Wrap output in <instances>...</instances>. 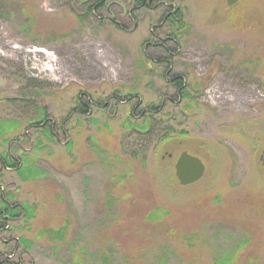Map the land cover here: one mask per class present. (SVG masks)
<instances>
[{
	"label": "rangeland",
	"instance_id": "obj_1",
	"mask_svg": "<svg viewBox=\"0 0 264 264\" xmlns=\"http://www.w3.org/2000/svg\"><path fill=\"white\" fill-rule=\"evenodd\" d=\"M94 1L0 0V119L17 121L0 152L27 153L38 174L0 162V197L35 208L0 230V259L213 264L245 238L233 264H264V0H171L188 21L173 39L159 9ZM150 103L154 130L131 132L130 108ZM43 112L55 140L29 124ZM182 150L205 164L188 184L175 175ZM153 204L171 208L154 225ZM64 222L60 239L40 232Z\"/></svg>",
	"mask_w": 264,
	"mask_h": 264
},
{
	"label": "trees",
	"instance_id": "obj_2",
	"mask_svg": "<svg viewBox=\"0 0 264 264\" xmlns=\"http://www.w3.org/2000/svg\"><path fill=\"white\" fill-rule=\"evenodd\" d=\"M134 3L131 9L140 8V7H148L155 8L161 11V16L159 23H168L171 27L169 38L173 39V36L176 35L179 31H182L187 25L188 21L184 18V8L183 3H172L171 0H168L165 4L163 0H132ZM153 2V3H152ZM94 4L97 6L101 5L99 0H95ZM173 35V36H172ZM184 76L179 74H173L169 77V82L172 83L176 87V93L179 97L185 98L187 96V92L184 87ZM86 95V93H78L76 98V106L72 108H79L78 115L86 114L90 110V100L82 96ZM97 104L96 101L93 102ZM154 103L148 104L146 107H143L139 110L138 116L134 113L135 106L131 107L126 118V124L129 130L133 133L145 134L148 132H152L154 130L153 125V113L158 111L157 107L155 109H150ZM48 118L45 116V113H41L34 120H30L29 124L34 127H38L41 138H46V140H55L54 132L52 129V123L47 120ZM79 120V119H77ZM8 123L13 124L15 127L17 126V121L15 120H3L0 119V139L3 138L4 142L8 141V137H4L12 128L8 126ZM171 130L167 128L162 134L161 139L166 140L170 137ZM41 138H38V142L41 141ZM160 139V137H159ZM160 139V140H161ZM67 147L71 144L67 143ZM24 153V152H23ZM23 158L14 156L11 151L8 149L0 152V162L2 168H10L14 169L21 179H28L37 176L36 169L28 164L30 159L28 158L27 153L23 154ZM144 159V154L142 155V160ZM7 197H15V195L8 194ZM35 208L33 204H29L27 200H19V201H8L4 197H0V230L5 229L6 224L11 219H16L22 217L24 220H29L34 216ZM171 214V208L168 206L153 204L151 205L143 215V221L149 224H156L160 220H164ZM66 230L65 222L59 225L57 228H42L41 233H48L55 239H60L64 236ZM185 240L190 241L187 235H183ZM29 244V240L27 239ZM248 243V239L240 241L232 250H225L221 255L213 257V264H233L234 260H236L237 255L241 252L242 249L246 247ZM191 245V243H189ZM101 263L103 264H121L120 262L110 260L109 252H103L101 257ZM0 264H14L9 259H0Z\"/></svg>",
	"mask_w": 264,
	"mask_h": 264
},
{
	"label": "water",
	"instance_id": "obj_3",
	"mask_svg": "<svg viewBox=\"0 0 264 264\" xmlns=\"http://www.w3.org/2000/svg\"><path fill=\"white\" fill-rule=\"evenodd\" d=\"M228 4H233L238 0H226ZM264 166V154L262 156ZM175 175L181 184H188L199 179L205 170V164L201 157L192 154L187 150H182L174 163Z\"/></svg>",
	"mask_w": 264,
	"mask_h": 264
},
{
	"label": "flooded vegetation",
	"instance_id": "obj_4",
	"mask_svg": "<svg viewBox=\"0 0 264 264\" xmlns=\"http://www.w3.org/2000/svg\"><path fill=\"white\" fill-rule=\"evenodd\" d=\"M163 2H165V4H166V3L169 2V1H163ZM172 3H174V2L172 1Z\"/></svg>",
	"mask_w": 264,
	"mask_h": 264
}]
</instances>
